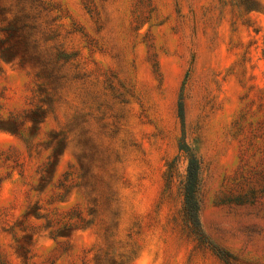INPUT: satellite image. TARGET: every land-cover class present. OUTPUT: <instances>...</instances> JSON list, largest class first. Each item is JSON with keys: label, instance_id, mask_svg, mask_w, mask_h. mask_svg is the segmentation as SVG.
<instances>
[{"label": "rangeland", "instance_id": "374dc122", "mask_svg": "<svg viewBox=\"0 0 264 264\" xmlns=\"http://www.w3.org/2000/svg\"><path fill=\"white\" fill-rule=\"evenodd\" d=\"M264 0H0V264H264ZM183 102V121L178 102Z\"/></svg>", "mask_w": 264, "mask_h": 264}, {"label": "trees", "instance_id": "16d2710c", "mask_svg": "<svg viewBox=\"0 0 264 264\" xmlns=\"http://www.w3.org/2000/svg\"><path fill=\"white\" fill-rule=\"evenodd\" d=\"M264 44V41H263ZM262 57L264 59V46L262 48ZM178 116L183 121V102H178ZM179 154L186 160L185 175L182 180V212L185 222L190 227L191 232L199 242L211 250L225 264H231L229 254L220 249L206 235L199 219L200 210V186H201V166L200 161L192 148L182 137L178 143Z\"/></svg>", "mask_w": 264, "mask_h": 264}]
</instances>
